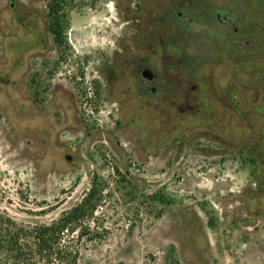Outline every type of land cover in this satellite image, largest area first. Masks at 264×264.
<instances>
[{
	"label": "rangeland",
	"instance_id": "rangeland-1",
	"mask_svg": "<svg viewBox=\"0 0 264 264\" xmlns=\"http://www.w3.org/2000/svg\"><path fill=\"white\" fill-rule=\"evenodd\" d=\"M68 1L60 46L49 0H0V216L50 224L96 174L109 232L78 264H264V53L201 17L234 1Z\"/></svg>",
	"mask_w": 264,
	"mask_h": 264
},
{
	"label": "trees",
	"instance_id": "trees-1",
	"mask_svg": "<svg viewBox=\"0 0 264 264\" xmlns=\"http://www.w3.org/2000/svg\"><path fill=\"white\" fill-rule=\"evenodd\" d=\"M68 2L49 0L48 4V29L60 46L66 43ZM116 172L120 174L118 168ZM105 190V182L95 174L86 196L50 224L30 227L0 216V264H78L83 239L102 238L109 232L99 223L91 225L103 205Z\"/></svg>",
	"mask_w": 264,
	"mask_h": 264
},
{
	"label": "flooded vegetation",
	"instance_id": "flooded-vegetation-1",
	"mask_svg": "<svg viewBox=\"0 0 264 264\" xmlns=\"http://www.w3.org/2000/svg\"><path fill=\"white\" fill-rule=\"evenodd\" d=\"M233 6L231 8L229 7H223L218 4H211L206 3L202 8V19L205 22H215L216 26L220 27V31L225 30V34L229 33L233 39L232 42V49L233 54L237 51L235 50V47L238 49L239 44V33H240V23L244 22V20L247 21V26H244V28H247V33L252 38L253 41V48L252 53L254 55L258 51H262L264 53V0H242L243 3H240V0H233ZM184 9V10H183ZM182 10L177 11V23L183 24V28L186 27V14H185V8ZM170 17L173 15V11L170 8V6L167 7L166 11ZM168 15V17H169ZM169 17V18H170ZM189 19L192 20L193 16H189ZM187 28V27H186ZM181 31V34L187 33L188 28ZM181 34L175 39L173 38L172 41L169 42V51H166V54L169 56L171 60H183L190 57L193 53L192 51H189L190 49V38L189 36H181ZM182 41L185 45L184 50L179 46L178 40ZM249 42V41H248ZM261 44V46H260ZM236 49V50H237ZM155 54L157 51L154 52ZM153 63H145L139 67V71L143 74L144 72L151 76V78L142 76L141 78V84L144 86L146 85V82H155L158 79L157 73L153 72ZM178 83L181 86H185L186 83H191L190 80H187L186 77H180L178 78ZM192 89L197 88V84H191ZM148 87V85H146ZM153 91L156 90V87L153 86ZM189 107H194L192 104V101H188L187 104Z\"/></svg>",
	"mask_w": 264,
	"mask_h": 264
},
{
	"label": "water",
	"instance_id": "water-1",
	"mask_svg": "<svg viewBox=\"0 0 264 264\" xmlns=\"http://www.w3.org/2000/svg\"><path fill=\"white\" fill-rule=\"evenodd\" d=\"M144 76L151 78V76H148L145 72L143 73Z\"/></svg>",
	"mask_w": 264,
	"mask_h": 264
}]
</instances>
